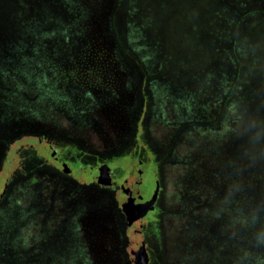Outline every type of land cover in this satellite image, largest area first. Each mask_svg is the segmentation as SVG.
Segmentation results:
<instances>
[{
    "label": "rangeland",
    "instance_id": "1",
    "mask_svg": "<svg viewBox=\"0 0 264 264\" xmlns=\"http://www.w3.org/2000/svg\"><path fill=\"white\" fill-rule=\"evenodd\" d=\"M208 5L0 0V264H251L223 232L247 211L193 215L191 192L218 191L199 156L261 126L264 13L216 59Z\"/></svg>",
    "mask_w": 264,
    "mask_h": 264
},
{
    "label": "trees",
    "instance_id": "2",
    "mask_svg": "<svg viewBox=\"0 0 264 264\" xmlns=\"http://www.w3.org/2000/svg\"><path fill=\"white\" fill-rule=\"evenodd\" d=\"M205 2L213 6L211 8V6L208 5L209 8H215L217 10H211V17H209L208 21V25L214 29H211V34L220 31L222 34H224V32H230L235 36L241 20L248 17L250 13H264V7H262L264 5L262 4L264 0H205ZM240 2L243 5L239 7L240 11L235 13L236 8L234 7ZM229 18L231 19L228 20ZM231 44L235 46L232 38L226 37L225 34L220 36L217 40V44H215L218 50L215 58L217 59L221 56L219 54L220 49L218 48L224 49V47ZM244 47L245 45L241 43V48L243 50L245 49ZM241 52L242 51H240V53ZM241 56L244 61H249L245 51ZM222 67H225V64H223ZM226 67L229 70L228 65H226ZM218 72L225 74L223 69ZM238 80L239 78L237 81ZM246 91L245 87H239V85L236 84L234 88L229 90L230 96L226 100L225 105L235 93L238 99L244 102L247 101L250 106L252 100L250 101V95ZM256 93L254 95H256ZM252 99L255 101L257 98ZM258 100H261L258 103H261V108L263 109L264 101L262 99ZM224 112L226 113L225 110ZM246 126L247 129L243 131L247 134V130L249 129V134H247L249 138L247 135L245 138L242 134L239 143L233 140V143L229 144L230 146L223 148V150H218L215 156L214 154L212 157L208 155L209 158L205 156L203 159L200 156L198 157V160L201 161L209 159L214 160L213 167H205L203 162V170L208 169L209 172L212 171V174L210 173L209 176L213 177L214 175L217 181L215 188L218 191L215 189L210 190L211 196L209 199H204L203 194L205 191H203L202 186H200V182L202 181H199L200 184L191 192L194 193L196 204L194 210H192L194 212L192 214L196 215V213L202 210L212 211L215 205L219 211L221 210L220 213L224 215H232L229 211L230 209L235 213L237 212V214H243L244 211H247V221H245V219L243 220L244 225L241 224V221H237L235 225L230 226V229L225 228L223 232L225 236H231L232 231L236 230L238 234L240 233L238 236H242L245 241H247L250 234L249 239H251L253 245L258 246L257 250L260 252H248L249 257L252 258L249 262L251 264H256L254 263V259L259 257L264 264V117L259 128H251L249 127V123ZM244 140L245 142H243ZM218 144V146L222 145L221 142ZM260 154H262V157ZM208 170L207 175L209 174ZM214 203L217 204L214 205ZM189 211L185 210L183 212L185 215L193 216ZM242 245L243 242L237 246L239 254H243L245 252L244 248L247 247H241Z\"/></svg>",
    "mask_w": 264,
    "mask_h": 264
},
{
    "label": "water",
    "instance_id": "3",
    "mask_svg": "<svg viewBox=\"0 0 264 264\" xmlns=\"http://www.w3.org/2000/svg\"><path fill=\"white\" fill-rule=\"evenodd\" d=\"M151 176H152V184H153V200H152V206H154L158 200L160 191H161V185L159 182V174L154 170L151 169Z\"/></svg>",
    "mask_w": 264,
    "mask_h": 264
},
{
    "label": "flooded vegetation",
    "instance_id": "4",
    "mask_svg": "<svg viewBox=\"0 0 264 264\" xmlns=\"http://www.w3.org/2000/svg\"><path fill=\"white\" fill-rule=\"evenodd\" d=\"M134 121H135V118H133V121H132L131 125L133 124ZM59 177H60V178H63L62 175H60ZM66 179H69V178H66ZM11 190H12V186L10 187V191H11Z\"/></svg>",
    "mask_w": 264,
    "mask_h": 264
}]
</instances>
